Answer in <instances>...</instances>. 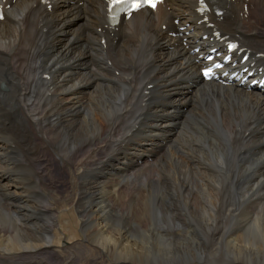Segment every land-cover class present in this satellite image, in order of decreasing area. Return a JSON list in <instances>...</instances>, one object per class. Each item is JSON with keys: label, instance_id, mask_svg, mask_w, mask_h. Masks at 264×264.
Instances as JSON below:
<instances>
[{"label": "bare ground", "instance_id": "bare-ground-1", "mask_svg": "<svg viewBox=\"0 0 264 264\" xmlns=\"http://www.w3.org/2000/svg\"><path fill=\"white\" fill-rule=\"evenodd\" d=\"M41 1L46 0L11 3L0 22V82L4 84L0 90V236L7 237L4 246L18 245L25 254L31 253L38 248L36 243L49 246L54 229L61 225L59 210L51 209L60 197L47 187L45 178L50 167L43 166L47 171L42 172L38 164H43L41 153L52 152L60 165L79 178L76 198L71 194L69 201L77 208L86 238L117 263L264 264V215L254 214L249 221L233 214L232 208L221 213L219 206L228 207L238 192H244L246 176L256 199L262 201L264 98L212 83L197 87L195 55L184 53L176 40L157 31L148 13L136 12L111 36L107 30L103 33V0H82V6L72 0H49L51 12ZM168 4L176 9L179 25L190 22L193 32L197 30L193 0H168ZM257 9L264 12V0H258ZM159 16L163 18L162 13ZM223 23L242 36L243 44L264 55V34L258 32L261 23L249 24L237 15ZM49 35H70L71 42L65 47L67 42L55 36L54 53L47 50ZM100 35L109 39L105 48ZM76 48L81 51L73 52ZM108 60L119 70L118 76L111 72ZM88 62L92 68L87 72L73 71L75 64ZM39 73L49 74L54 87L44 96L39 93L44 80L35 83ZM173 103L189 108L182 130L154 168L133 174L136 168L124 165L111 175L98 172L97 167L107 168V163L119 162L124 155L121 149L113 153L112 147L134 146L125 136L129 123L145 124L141 129L148 131L163 130L152 123L159 117L155 107ZM238 131L242 138L245 131L252 138L237 140ZM147 145L137 144L142 150ZM246 146L251 154L247 159L252 161L242 168L245 154L239 152ZM79 150L84 154L76 156ZM130 156L135 157L133 163L144 158L136 151ZM160 185H167L166 193L155 187ZM235 185L240 186L231 192ZM124 199L128 209L123 207ZM147 206L151 208L142 209ZM127 210L136 214L141 231L129 229ZM0 264L20 262L0 252Z\"/></svg>", "mask_w": 264, "mask_h": 264}, {"label": "rangeland", "instance_id": "rangeland-1", "mask_svg": "<svg viewBox=\"0 0 264 264\" xmlns=\"http://www.w3.org/2000/svg\"><path fill=\"white\" fill-rule=\"evenodd\" d=\"M261 17H262V24L264 25V12L260 11ZM259 22V21H254ZM260 23V22H259ZM2 87L0 88V90ZM120 131V129H119ZM185 133L191 132V131H184ZM121 134L120 136H122ZM181 135V134H180ZM247 135H249L247 133ZM201 136V135H200ZM202 139H204L201 136ZM35 139L38 140L39 136L35 135ZM132 145V144H131ZM120 145L116 146V149L112 147V152L116 153ZM180 147V146H179ZM233 149V146H231ZM114 149V150H113ZM171 149V148H170ZM86 150V149H84ZM101 150V148H100ZM244 150H247V153L243 156L244 163H241V167L245 168L248 167V162L252 161L250 159H247L250 157V151L247 149V146ZM130 152H135L132 148ZM41 158L43 160L42 163L39 166L40 170L42 172H46L47 170L44 168L45 166L50 167L48 171V175H45L47 181H48V188L55 189L57 194L60 197V199L57 201L56 206L53 204V201L51 200L50 203L53 204L51 209L55 207L53 210H59V217L58 222H60L61 225H58L59 227L54 229V237H52V242L49 246L40 245L39 243H36L38 248L31 253H26L24 250H20V248L14 245L10 246L9 244L7 246H4L6 243L5 239L7 237L0 236V252L7 253L8 255L12 256L14 259L20 262V264H119L117 261L112 259V256L109 254H106L102 251V249L98 246V244L93 243L89 241L86 238V234L88 232L84 230V225H82L79 214L77 212V208L75 205L70 204V196L72 194V197L76 198V190L79 188V178H74L71 173H69L68 169L64 166L60 165L57 157L52 152H44L41 153ZM81 154H84L83 150H79L76 154V156H80ZM103 152H99L98 157H101ZM183 155V149L182 153ZM159 157L155 159V163L157 162ZM248 160V161H247ZM246 163V164H245ZM145 166H148L149 164H144ZM44 166V167H43ZM155 164L152 165V168H154ZM70 174V175H69ZM248 179V180H247ZM158 183V182H153ZM246 187L244 188V192H238L235 197L232 199L231 204L225 208L223 204H219L221 213H224L228 208L231 210L233 214H238L237 216L243 217L249 221H252L255 217L254 214L261 216L264 215V188H260L259 196L262 201L256 199L257 194L254 190H252L253 183L249 182V177L246 176V179L244 181ZM84 184V183H83ZM164 184V183H162ZM167 185H160L155 186L159 191H161L162 194L164 192L166 193V188H164ZM240 185H235L230 187L231 192L237 191V188ZM253 192V194H251ZM46 195H49V192H45ZM210 197L214 198L210 193H208ZM243 194V195H242ZM250 197H249V196ZM254 195V196H253ZM240 196V197H239ZM249 198H248V197ZM136 198H142L141 195H134ZM145 198V196L143 197ZM40 201H45V199L38 198ZM50 199V198H49ZM62 199H67L62 201ZM239 199V200H238ZM248 199V200H247ZM254 200V201H253ZM67 201V202H66ZM79 199L77 200L78 203ZM241 201V202H240ZM125 205L123 207L127 208L128 202L126 199L123 201ZM257 202V203H256ZM69 204V205H68ZM238 204V205H237ZM68 205V206H67ZM237 206V207H236ZM248 206V207H247ZM203 207V206H200ZM245 208V210L243 208ZM150 206L143 207L142 209H150ZM247 208V209H246ZM128 209V208H127ZM46 212V210H44ZM223 211V212H222ZM251 211V212H250ZM125 215V219L128 223H130L129 229H135L136 227L139 228L137 222H135L134 219H136V214L132 215L130 214L131 211L127 210ZM250 212V213H249ZM133 217V218H132ZM131 218V219H130ZM219 219V218H218ZM130 220V221H129ZM141 225H145L144 221H141ZM134 225V226H133ZM141 231L142 229L139 228ZM203 239L200 240L202 242ZM9 247H12V251H9ZM162 248V247H159ZM3 249H8V251H3ZM24 252V254H22ZM2 255V253H1ZM63 261V262H62ZM189 264H208L201 261H194Z\"/></svg>", "mask_w": 264, "mask_h": 264}, {"label": "snow or ice", "instance_id": "snow-or-ice-1", "mask_svg": "<svg viewBox=\"0 0 264 264\" xmlns=\"http://www.w3.org/2000/svg\"><path fill=\"white\" fill-rule=\"evenodd\" d=\"M112 2L114 4H120V3H127V0H112ZM143 3H146V4L150 5L151 7H155L157 0H143ZM140 6H141V3L139 2V0H136V2H133L131 4V7L133 9L139 8Z\"/></svg>", "mask_w": 264, "mask_h": 264}]
</instances>
